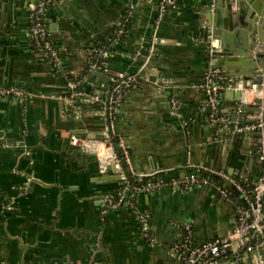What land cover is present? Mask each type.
Masks as SVG:
<instances>
[{
  "label": "crops",
  "instance_id": "1",
  "mask_svg": "<svg viewBox=\"0 0 264 264\" xmlns=\"http://www.w3.org/2000/svg\"><path fill=\"white\" fill-rule=\"evenodd\" d=\"M45 1L0 0V84L27 92L0 96V263L181 264L174 244L182 224L192 225L198 242L226 234L235 223L227 181L250 188L261 170L257 133L233 132L236 122L254 115L236 108L225 89L215 118L202 86L213 68L229 82L228 74H240L235 56L209 52L207 17L231 42L239 20L214 4L210 13V0H178L166 10L159 0H51L39 10L59 50L56 66L30 32L31 4ZM254 1L264 8V0ZM125 15L126 35L109 65L89 71L95 44L116 35ZM120 73L140 76L114 121V150L128 155L122 177L106 175L81 145L85 138L106 139L103 101ZM248 97L252 103L256 91ZM211 170L224 175L181 186L189 173ZM138 173L153 187L131 191L129 176L144 178ZM122 195L125 201L111 206ZM140 211L149 214L153 239L142 234ZM216 264L255 263L232 254Z\"/></svg>",
  "mask_w": 264,
  "mask_h": 264
},
{
  "label": "built area",
  "instance_id": "2",
  "mask_svg": "<svg viewBox=\"0 0 264 264\" xmlns=\"http://www.w3.org/2000/svg\"><path fill=\"white\" fill-rule=\"evenodd\" d=\"M50 1L51 0H46L39 6L31 4L30 32L36 49L52 64L58 66L60 63L58 47L39 10L42 4H46ZM177 4L178 0H159V6L162 10L174 8ZM128 8L130 13L132 7L129 6ZM127 19L128 17L125 15L120 26L116 29V41L121 39L122 34L126 33ZM96 51H98L102 59L100 61L95 60L90 62L89 71L96 68H106L109 65V58L111 56L109 50L98 47ZM139 77V73H120L115 79L109 95L106 97V101H103L98 94L92 95L93 100H102L104 102V113L109 122V131L106 132V139L104 140L85 138L81 143L85 150L97 154L101 169L111 162H114L120 172H123V162L118 152L114 150L113 142H111V139L115 136L113 133L114 121L124 92L126 89L132 87ZM223 79H225L223 71L220 68H213L205 74L204 82L202 83L206 92V106L209 108L211 115L215 118L218 117L219 102L222 92L227 88ZM71 84L74 86L76 83L71 82ZM261 84L262 88L259 90L256 87V83H253V87L246 91L244 100H250L248 95L251 90L256 91V96L264 98V73ZM229 86H232V84L229 83ZM6 94L22 97L26 95L27 92L17 87H4L0 84V96ZM248 131H255L257 133L258 152L261 161V170L258 179L250 188H244L241 182L237 179H233L232 182L241 193L242 198L234 200L235 223L226 234L198 242L194 237L192 225L189 222L182 224L183 236L174 244V251L179 256L181 264H216L220 259L232 254H237L245 258L251 256L255 264H264V255L259 251V246L264 245V107L263 111L253 116V119L241 123L236 122L233 128V132L235 133ZM119 141L121 143L120 145L124 148L122 139H119ZM125 153V157H123L124 163L128 161L126 149ZM122 172L121 174H123ZM136 175L142 177L146 176L142 173ZM215 175L221 176L224 174L218 170H211L208 174L202 175L198 173H189L181 180V186L187 188L195 185L200 186L209 184L214 181ZM153 185L152 181H148L145 184H141V186L135 185L134 187L136 190L139 189V187L141 190H149ZM219 187L226 196V189L221 186ZM124 201L125 197L122 195L120 198L112 200L111 206L117 207ZM6 205L7 207H11L10 203ZM138 218L143 236L153 239L149 233V214L146 211H140Z\"/></svg>",
  "mask_w": 264,
  "mask_h": 264
},
{
  "label": "water",
  "instance_id": "3",
  "mask_svg": "<svg viewBox=\"0 0 264 264\" xmlns=\"http://www.w3.org/2000/svg\"><path fill=\"white\" fill-rule=\"evenodd\" d=\"M209 3L210 7L208 10L210 13L213 10L212 5L214 4L215 11L219 10L221 6L225 7L226 12L232 14L236 22L239 20L238 37L231 42V36L229 37L226 30H223V27H219L220 25L216 23L214 17H207L208 22L205 26L208 31V40L211 45L209 52L214 55L215 58L219 57L220 52H223L225 55L236 57L235 60L238 64L240 74H228V77H230L233 82L223 79L227 87L226 91L232 94V98L235 100L236 104L238 103L236 108H240L243 114H251V116L258 114L263 111L264 98L257 96L251 103L244 100V97L246 91L253 87V83H256L257 89L260 90L262 88L261 79L264 73V8L255 3L254 0H210ZM65 29L70 30V28ZM216 38H218L217 44L213 46V39L216 40ZM215 63L214 65L221 66L224 61L221 62L220 59ZM229 83H231L232 86H229ZM237 119V112L233 113L232 120L235 121ZM227 125L229 127L231 123H227ZM76 146L80 147L79 145ZM89 153L91 156L98 159L95 152ZM101 170L105 172L106 175L112 170L115 174L122 177L120 170L114 162H111ZM31 177L32 176H30V178ZM31 179L33 180L34 177ZM227 183L231 184V187L237 190L236 186L230 182V180H228ZM133 187L132 185L130 186L131 191H133L131 189ZM259 251L264 255V245L259 246Z\"/></svg>",
  "mask_w": 264,
  "mask_h": 264
},
{
  "label": "trees",
  "instance_id": "4",
  "mask_svg": "<svg viewBox=\"0 0 264 264\" xmlns=\"http://www.w3.org/2000/svg\"><path fill=\"white\" fill-rule=\"evenodd\" d=\"M125 35H126V33L122 34L121 35V39H119L118 41L115 40V36L116 35H112L111 38L108 39V40H103V41L97 42L95 44L94 50L88 55V67H89L90 62H93L95 60H99L100 61L102 59L101 55H99L98 51H96V48L101 47V48L108 49L110 54H112L113 51H114V47L116 45L115 43L121 41L124 38ZM115 141H116V138L113 137L111 139V142H113V144H115ZM118 155H119V157H121V160L124 163L123 155L121 154V152L118 151ZM200 172H202V171H200ZM129 180H130V184L132 186L139 185V184H142V183L145 184V183H147L149 181L148 178L144 177V178L139 179L138 176L136 177V176H131V175L129 176ZM220 183H223V180L221 181V179H220ZM230 189L232 190V194H233L235 199H241L242 198L241 193L239 191H237L233 187L230 188Z\"/></svg>",
  "mask_w": 264,
  "mask_h": 264
}]
</instances>
